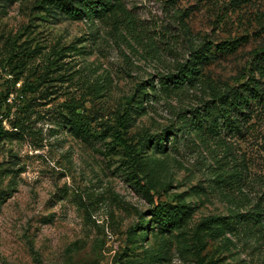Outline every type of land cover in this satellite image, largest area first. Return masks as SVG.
<instances>
[{"label": "rangeland", "instance_id": "374dc122", "mask_svg": "<svg viewBox=\"0 0 264 264\" xmlns=\"http://www.w3.org/2000/svg\"><path fill=\"white\" fill-rule=\"evenodd\" d=\"M103 1L0 0V264H264V0ZM204 42L195 84L163 86ZM228 90L219 134L183 124Z\"/></svg>", "mask_w": 264, "mask_h": 264}, {"label": "trees", "instance_id": "16d2710c", "mask_svg": "<svg viewBox=\"0 0 264 264\" xmlns=\"http://www.w3.org/2000/svg\"><path fill=\"white\" fill-rule=\"evenodd\" d=\"M56 4H59L62 8H65L66 14L71 19H85V20H93L99 18L106 12L112 10V5L103 0H98L96 2L90 0H82V5L80 8L75 9L76 7L72 4L71 0H56ZM185 30L186 25L183 24ZM210 50V45L208 43H201L198 46H191L188 49V58L183 62L178 64L176 72L166 75L161 79V83L163 86H172V88H182L184 85L193 86L198 79L199 76V63L204 59L207 52ZM264 58L260 57V60ZM261 61L257 62V68H262L260 66ZM236 97H234L231 90L226 91L225 93L215 97L214 99L203 101L200 105V110L193 109L190 111L192 115L191 118L183 119V124L186 125L187 128L191 130V126L195 125L194 129L196 131H200L204 129L208 133L212 135L219 134L220 127L225 126L227 123L230 124V116L229 113L231 108L235 105ZM128 102H134L133 97L128 98ZM122 120L119 122L118 126L124 128L125 126V118L122 117ZM184 125V126H185ZM183 127V126H182ZM5 133L0 128V139L5 136ZM115 140L119 143L120 146L126 150L129 158H134V152L132 153L127 142L122 139V135L118 128L114 131ZM152 140L155 141L154 145H160L163 141L161 135H150L143 140V145L146 146ZM144 197L152 202V196L150 190H146L144 192ZM151 216L153 220H157L159 223L164 225H175V219L179 215H183L184 211L181 208L170 207L167 205L164 206H155L151 211ZM251 214L240 215V218H244L247 222H252L253 218L250 216ZM213 219H209L206 225L210 228L211 225L214 224ZM240 223V222H238Z\"/></svg>", "mask_w": 264, "mask_h": 264}]
</instances>
